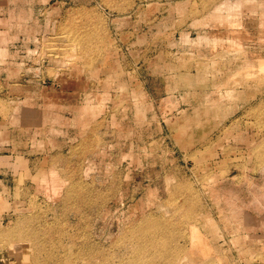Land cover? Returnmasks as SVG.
I'll return each mask as SVG.
<instances>
[{
	"label": "rangeland",
	"instance_id": "rangeland-1",
	"mask_svg": "<svg viewBox=\"0 0 264 264\" xmlns=\"http://www.w3.org/2000/svg\"><path fill=\"white\" fill-rule=\"evenodd\" d=\"M0 264H264V0H0Z\"/></svg>",
	"mask_w": 264,
	"mask_h": 264
}]
</instances>
